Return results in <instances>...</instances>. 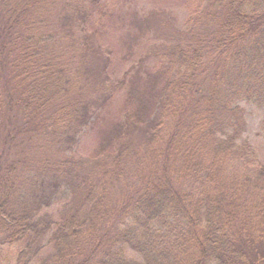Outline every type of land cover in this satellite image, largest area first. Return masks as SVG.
<instances>
[{"label":"trees","instance_id":"trees-1","mask_svg":"<svg viewBox=\"0 0 264 264\" xmlns=\"http://www.w3.org/2000/svg\"><path fill=\"white\" fill-rule=\"evenodd\" d=\"M178 3L181 15L161 10L176 28L117 75L88 21L109 5L0 0V242L13 264L264 261L246 255L264 242V166L249 161L241 103L264 114V0ZM113 98L109 152L85 163L97 177L82 173L80 135ZM113 208L114 230L100 227Z\"/></svg>","mask_w":264,"mask_h":264},{"label":"rangeland","instance_id":"rangeland-1","mask_svg":"<svg viewBox=\"0 0 264 264\" xmlns=\"http://www.w3.org/2000/svg\"><path fill=\"white\" fill-rule=\"evenodd\" d=\"M101 4L105 3L109 5L112 9L111 12L105 14L101 21L93 20L91 16L88 17L89 26L96 34V43L101 48L102 55H108L110 57L109 68L111 72H115L117 75L123 73L124 70L129 68L133 61H137L142 54H148L154 51L157 48V45L161 40L164 39L165 35L158 36L160 33H166L175 29L181 20L175 19L174 17H168L163 15L162 8L169 7V4L172 5V8L175 9L176 14L181 15L182 9L180 8V3L178 0H99ZM151 11V15L147 17ZM159 14V15H158ZM110 16V18H109ZM162 20H168V27H156L152 28L150 25V31L145 25V22L149 24H156L160 26ZM181 24V23H180ZM145 26L146 36L144 33L138 31V28ZM143 29V28H142ZM156 36V37H154ZM158 36V37H157ZM107 57V56H106ZM108 58V57H107ZM245 107L246 111V130H244L243 140L247 141L252 149L255 151L253 153V160L249 161L252 164L258 165V168L264 166V133H263V121L264 114L263 110L257 108L256 105L247 104L241 102ZM121 99H111L110 102L103 107L104 120H98L97 122L93 121L87 128L85 134L80 135V141L77 144L78 152L74 150V154L80 157L81 165L80 171L82 173L93 171L94 176L99 175V169L94 166L92 161L88 162V165H85L88 158L95 157L96 160H100L102 157L108 154V150L101 151L98 146L103 143L109 128L114 123V109L120 107ZM0 111V115H2ZM8 119V118H7ZM21 122V118H20ZM22 123V122H21ZM23 124V123H22ZM0 125L1 122H0ZM19 133V132H18ZM12 139H14L12 137ZM97 150L95 153L94 150ZM8 151H16V147L10 146ZM67 155L70 152H66ZM26 157H33L35 153L23 154ZM20 166V171H24L22 165ZM11 166V165H10ZM247 168V164L241 160L238 163H233L230 165L231 171H240L244 172ZM17 169V168H16ZM11 173L10 179L13 177ZM31 175V172H29ZM119 197V196H118ZM118 199V198H117ZM116 200V195H114V202ZM60 209V208H59ZM58 209V210H59ZM55 210V207L50 209ZM111 211V210H110ZM117 214L113 210L106 214L104 217L99 219L101 221V226L104 228H109L114 230L115 220ZM99 231V229H98ZM252 249V248H246ZM133 253L132 250H129ZM264 242H260L258 247L250 250L246 255H257L260 258V255L263 257L264 254ZM15 253L11 250L9 245H5L0 242V264H13V259L15 258ZM134 256L133 254H129ZM260 260V259H259ZM256 258L252 256L250 260L251 264H256ZM260 262V263H259ZM263 260L258 261V264H262Z\"/></svg>","mask_w":264,"mask_h":264}]
</instances>
